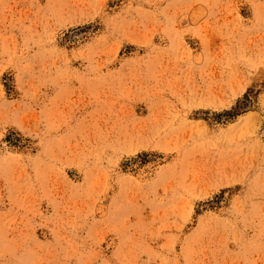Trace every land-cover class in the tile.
<instances>
[{"label":"rangeland","instance_id":"obj_1","mask_svg":"<svg viewBox=\"0 0 264 264\" xmlns=\"http://www.w3.org/2000/svg\"><path fill=\"white\" fill-rule=\"evenodd\" d=\"M0 264H264V0H0Z\"/></svg>","mask_w":264,"mask_h":264}]
</instances>
